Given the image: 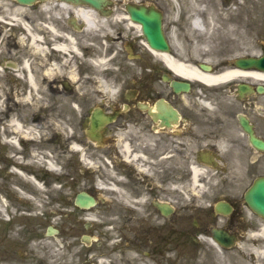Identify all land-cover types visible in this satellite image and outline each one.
<instances>
[{"label":"flooded vegetation","instance_id":"1","mask_svg":"<svg viewBox=\"0 0 264 264\" xmlns=\"http://www.w3.org/2000/svg\"><path fill=\"white\" fill-rule=\"evenodd\" d=\"M35 9L25 29L0 21V264H48L32 166L73 145L95 204L74 207L93 222L61 237L60 264H235L244 248L264 264V218L244 196L264 179V73L235 68V0H109L104 17L57 0ZM133 11L160 16L150 27L167 52ZM14 217L40 221L15 232Z\"/></svg>","mask_w":264,"mask_h":264},{"label":"rangeland","instance_id":"2","mask_svg":"<svg viewBox=\"0 0 264 264\" xmlns=\"http://www.w3.org/2000/svg\"><path fill=\"white\" fill-rule=\"evenodd\" d=\"M39 13L38 9L31 10L25 9L10 0H0V21L7 19L11 21V25L15 28H21L22 23L26 18L30 17L31 13ZM235 53L242 50L255 51L258 53L264 47V0H235ZM31 113H36L41 110L39 105L30 107ZM66 121V119H65ZM69 124L62 127L64 132L63 138L69 133ZM65 142V141H64ZM65 145V143H63ZM77 153L70 148L61 155L60 163L57 162V170L48 174L46 183H42L40 190L43 200V208L47 212L46 226L53 225L60 230L59 235L48 236V250L53 259L60 254L57 249L58 244L62 241L61 237L71 235L70 230L73 226L77 225L80 220L75 212H72L71 198L78 190L83 189L82 182L89 177V173L83 170L82 165L76 161ZM41 167L40 174L42 175ZM34 172L36 169L33 167ZM62 177V178H61ZM68 177L69 179H66ZM61 179V180H60ZM61 181L59 183L58 181ZM79 181V183H78ZM69 182V183H68ZM71 182L73 183L70 186ZM77 184L76 186H74ZM31 190L34 191L33 187ZM46 194V196H45ZM39 222V219L28 217L20 219L18 217L12 218V228L15 232L28 227L29 224ZM44 221L42 222V232L44 231ZM67 255L64 253L63 259ZM55 261H49L54 264ZM64 264H70L68 258ZM235 264H249L248 263V250L243 249V253L235 252Z\"/></svg>","mask_w":264,"mask_h":264},{"label":"water","instance_id":"3","mask_svg":"<svg viewBox=\"0 0 264 264\" xmlns=\"http://www.w3.org/2000/svg\"><path fill=\"white\" fill-rule=\"evenodd\" d=\"M19 4L23 5H30L35 0H15ZM62 1H67V2H73V3H85L89 4L92 7L101 10V3L104 2V0H62ZM146 26V30H148V26ZM158 41L155 42L151 37L149 38L150 44L154 47H159L161 49H166V44L165 42L159 38L157 39ZM236 65H241L245 67H256L259 69H264V55L259 58V59H241L236 62ZM247 201L253 202L252 206L264 216V181H259L255 184L254 188L247 193L246 195ZM257 201V203L254 204V201ZM91 202V199L87 197L86 195H78L76 198V203L79 204L80 206H88L89 203ZM49 233H52V230L49 228Z\"/></svg>","mask_w":264,"mask_h":264},{"label":"bare ground","instance_id":"4","mask_svg":"<svg viewBox=\"0 0 264 264\" xmlns=\"http://www.w3.org/2000/svg\"><path fill=\"white\" fill-rule=\"evenodd\" d=\"M80 16L82 17V19H84L86 21L87 25L90 24V17L88 16V14L86 12H81ZM165 60L167 61V63L171 64V61H169L168 59H165ZM185 74L189 75V74H192V72L187 71V72H185ZM198 77H199V79H201L202 81L207 82V83L211 82L213 80V78H211L210 76H202L201 75V76H198ZM14 127L17 129V125L16 124H14ZM37 163H41V160L40 159L37 160ZM47 165H48L49 169L57 170V168H56V166H55V164L53 162H48ZM193 173H194V175H197V172H193ZM31 180L33 181V178H31ZM37 186H39V185L37 184Z\"/></svg>","mask_w":264,"mask_h":264}]
</instances>
